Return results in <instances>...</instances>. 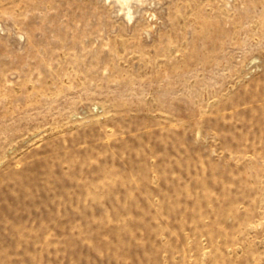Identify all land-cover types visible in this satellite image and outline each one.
Masks as SVG:
<instances>
[{
  "label": "rangeland",
  "instance_id": "374dc122",
  "mask_svg": "<svg viewBox=\"0 0 264 264\" xmlns=\"http://www.w3.org/2000/svg\"><path fill=\"white\" fill-rule=\"evenodd\" d=\"M0 0V264H264V0Z\"/></svg>",
  "mask_w": 264,
  "mask_h": 264
},
{
  "label": "bare ground",
  "instance_id": "6f19581e",
  "mask_svg": "<svg viewBox=\"0 0 264 264\" xmlns=\"http://www.w3.org/2000/svg\"><path fill=\"white\" fill-rule=\"evenodd\" d=\"M132 0H117V2L119 3V7L120 9H123V11H125V15L127 16L128 19L131 18V8H130V2ZM139 2H142L143 0H137Z\"/></svg>",
  "mask_w": 264,
  "mask_h": 264
}]
</instances>
